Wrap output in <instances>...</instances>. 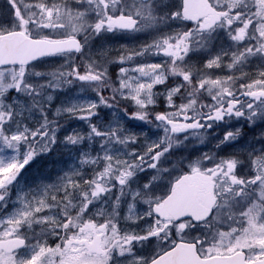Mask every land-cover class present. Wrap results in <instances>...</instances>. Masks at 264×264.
I'll return each mask as SVG.
<instances>
[{"label":"snow or ice","instance_id":"snow-or-ice-1","mask_svg":"<svg viewBox=\"0 0 264 264\" xmlns=\"http://www.w3.org/2000/svg\"><path fill=\"white\" fill-rule=\"evenodd\" d=\"M0 264H264V0H0Z\"/></svg>","mask_w":264,"mask_h":264}]
</instances>
